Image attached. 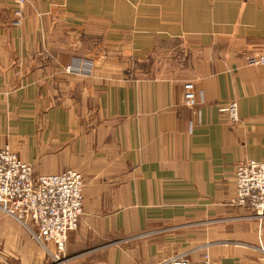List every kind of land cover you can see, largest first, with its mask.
I'll return each mask as SVG.
<instances>
[{
	"label": "crops",
	"instance_id": "0c3cea01",
	"mask_svg": "<svg viewBox=\"0 0 264 264\" xmlns=\"http://www.w3.org/2000/svg\"><path fill=\"white\" fill-rule=\"evenodd\" d=\"M258 54L264 0H0V148L36 175L82 172L69 264H152L189 250L264 264V220L232 203L237 164L264 161V64L246 61ZM77 58L93 70L67 73ZM232 101L236 123L219 110ZM8 218L4 251L43 264Z\"/></svg>",
	"mask_w": 264,
	"mask_h": 264
},
{
	"label": "built area",
	"instance_id": "2783aa9c",
	"mask_svg": "<svg viewBox=\"0 0 264 264\" xmlns=\"http://www.w3.org/2000/svg\"><path fill=\"white\" fill-rule=\"evenodd\" d=\"M23 1V0H21ZM250 64H264V56L249 59ZM185 103L196 104L194 83L185 84ZM233 123L239 121L236 101L219 109ZM236 195L232 203L250 210L264 220V161L239 162L235 172ZM0 210L33 231L35 238L50 244L54 258L65 254L70 232L79 226L84 212V177L75 169L36 175L29 163L8 147L0 149ZM192 250L173 254L158 264H214L208 252L201 259L191 257Z\"/></svg>",
	"mask_w": 264,
	"mask_h": 264
},
{
	"label": "rangeland",
	"instance_id": "374dc122",
	"mask_svg": "<svg viewBox=\"0 0 264 264\" xmlns=\"http://www.w3.org/2000/svg\"><path fill=\"white\" fill-rule=\"evenodd\" d=\"M18 2L20 4H23V3H26L27 0H18ZM13 25H16V26H19L21 24L20 20L19 19H16L12 22ZM261 56H264V54H258V55H255V56H246V61L249 65H258V64H250L249 63V59L251 58H259ZM76 63H80L79 65H76ZM93 66H94V61H92L90 58H77V59H73L71 61V63L69 64V66H66V72L67 73H70V74H73V73H81L82 70H87L88 72H91L93 70ZM195 87V86H194ZM185 100V98H184ZM186 104V103H185ZM187 106V105H186ZM195 106V105H194ZM188 107H193V106H188ZM240 120V119H239ZM233 123V122H232ZM4 147H8L10 148V146L6 145ZM2 147V148H4ZM1 149V148H0ZM11 151H13L11 148H10ZM15 154H17L15 151H13ZM18 155V154H17ZM19 157V156H18ZM20 158V157H19ZM21 159V158H20ZM22 160V159H21ZM24 161V160H23ZM26 162V161H24ZM28 163V162H26ZM30 164V163H29ZM32 165V164H30ZM33 169H34V166L32 165ZM69 169H72V168H69ZM66 170V169H65ZM76 170V169H75ZM35 171V169H34ZM63 171V170H62ZM61 172V171H60ZM59 173V172H58ZM82 173V172H81ZM40 175V174H39ZM83 175V174H82ZM84 177V176H83ZM85 181V179H84ZM84 185H85V182H84ZM83 215V214H82ZM8 215L5 214L4 212H2L0 210V219H7ZM82 217V216H81ZM11 218V217H10ZM9 219V218H8ZM81 220V218H80ZM80 223V222H79ZM22 225V224H21ZM22 231H23V234H24V242L28 241L29 242V246L31 245V243H34L37 245V247L40 248L42 254L44 253V262L43 264H69V260L71 258L68 257V255L66 254V250H65V254H63L62 256H60L59 258H54L52 256V254L50 253V250H54V247L51 246L50 244H43L41 243L40 241H38L34 234H33V231L29 230L26 226L22 225L20 226ZM31 242V243H30ZM1 244V243H0ZM4 246L3 245H0V264H21L18 259L16 258V256L14 255V253H11L8 249L5 248V251H4ZM207 251H205L201 256L203 257V255L206 253ZM178 252H174L173 254H176ZM173 254H170L169 256L173 255ZM167 256V257H169ZM165 257V258H167ZM201 257V258H202ZM165 258H163L162 260H164ZM161 260V261H162ZM161 261L159 262H155L156 264L160 263ZM155 263H152V264H155Z\"/></svg>",
	"mask_w": 264,
	"mask_h": 264
}]
</instances>
